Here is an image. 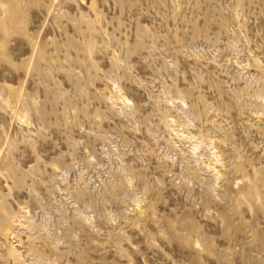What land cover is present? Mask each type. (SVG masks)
<instances>
[{
    "label": "rangeland",
    "instance_id": "obj_1",
    "mask_svg": "<svg viewBox=\"0 0 264 264\" xmlns=\"http://www.w3.org/2000/svg\"><path fill=\"white\" fill-rule=\"evenodd\" d=\"M0 264H264V0H0Z\"/></svg>",
    "mask_w": 264,
    "mask_h": 264
}]
</instances>
